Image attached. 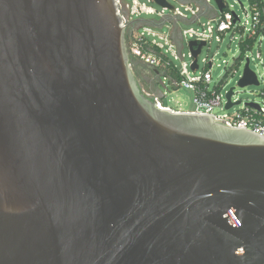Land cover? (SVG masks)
<instances>
[{
    "label": "water",
    "instance_id": "95a60500",
    "mask_svg": "<svg viewBox=\"0 0 264 264\" xmlns=\"http://www.w3.org/2000/svg\"><path fill=\"white\" fill-rule=\"evenodd\" d=\"M138 21L164 23L124 22L119 0H0V264H264V136L159 108L128 50ZM239 84H258L249 60Z\"/></svg>",
    "mask_w": 264,
    "mask_h": 264
},
{
    "label": "built area",
    "instance_id": "2783aa9c",
    "mask_svg": "<svg viewBox=\"0 0 264 264\" xmlns=\"http://www.w3.org/2000/svg\"><path fill=\"white\" fill-rule=\"evenodd\" d=\"M168 1V0H167ZM180 5L172 4L173 7L162 6L155 0H119L120 13L124 22L130 23L143 19L144 14H157L161 17L156 21L162 25L138 21L131 25L127 31V45L133 68L136 63L150 66L154 70L159 82L163 78L169 79L172 86L184 87L193 92L195 109L190 112L195 114H208L214 116L217 121L233 128H242L264 136V55L261 50L252 55V49L258 45H264V0H248L249 10L245 9V16H241L233 10V4L223 0L224 9L220 11L218 4L212 5L211 0H174ZM238 1V0H235ZM244 7V4L239 0ZM166 11L171 14L166 15ZM205 18V20H204ZM168 20L173 26L167 27ZM184 23L187 28H182ZM226 39L230 42L237 41L240 54L230 67L231 73H238L242 67L241 78L244 77L246 64L249 60L250 69L256 74L260 100L243 103L241 99L231 96L232 105L229 103L228 92L225 90V76L214 81L213 69L216 66L214 57H206L200 60L205 47H209L213 41L222 44ZM195 41L194 49L191 42ZM205 43L201 51L195 56L194 51L201 43ZM187 45L188 52H184ZM258 59L263 66L262 74L254 71L252 63ZM195 62L197 68L194 67ZM227 64V60H224ZM203 63V68H201ZM221 66V64H217ZM240 78V79H241ZM161 109L183 112L171 106L165 105L160 94L151 89H145ZM235 105H241L235 112L230 110ZM216 109L224 111L215 113Z\"/></svg>",
    "mask_w": 264,
    "mask_h": 264
},
{
    "label": "rangeland",
    "instance_id": "374dc122",
    "mask_svg": "<svg viewBox=\"0 0 264 264\" xmlns=\"http://www.w3.org/2000/svg\"><path fill=\"white\" fill-rule=\"evenodd\" d=\"M212 5L216 4L215 0H211ZM243 4L235 0H228L229 4H233V10L240 14L241 16H245V9L249 10V2L248 0H240ZM168 2H171L172 4L180 5L179 2L174 0H168ZM171 13L169 11H166V15H170ZM143 19H152L160 21L161 17L157 14H144ZM205 20V18H204ZM167 27H165V30H168L170 26H173V23L171 20H168ZM180 26L182 28H187V26L184 23H181ZM261 50L262 54L264 55V45L262 48H260L258 45H256L252 49V55L255 56L257 54L258 50ZM184 52H188V47L185 45ZM240 54L239 46L237 41L230 42L229 39H226L224 43L219 44L216 41H213L209 47H205L203 49V52L201 54L200 60L204 57L211 59L214 57L216 66L213 69V76L214 81H218L222 77L226 75L228 72V75L225 76V90L229 91L231 88H234L235 98L241 99L243 103L248 101H258L260 100V96L258 94V91L261 87L256 85H246V86H240L239 81L242 75V67H240L239 72L234 74L231 73L230 67L234 63V61L237 59V57ZM224 60H227V64L223 62ZM217 64H221V66H217ZM201 68H203V63H201ZM252 68L254 71L258 72L259 74H262L263 72V66L260 64L259 60L256 59L255 62L252 63ZM162 82H159V93L165 94L162 97V100L165 105L171 106L174 109L182 110V111H191L195 109V104L193 102V92L189 89H186L184 87H174L171 84V81L169 79L163 78ZM241 105H235L230 112H235L238 109H240ZM224 111H221L220 109H216L215 113H222Z\"/></svg>",
    "mask_w": 264,
    "mask_h": 264
},
{
    "label": "flooded vegetation",
    "instance_id": "af4514ba",
    "mask_svg": "<svg viewBox=\"0 0 264 264\" xmlns=\"http://www.w3.org/2000/svg\"><path fill=\"white\" fill-rule=\"evenodd\" d=\"M155 70L145 64H136L134 67V74L137 79L138 85L142 91L145 89H157L159 86L158 77Z\"/></svg>",
    "mask_w": 264,
    "mask_h": 264
},
{
    "label": "crops",
    "instance_id": "0c3cea01",
    "mask_svg": "<svg viewBox=\"0 0 264 264\" xmlns=\"http://www.w3.org/2000/svg\"><path fill=\"white\" fill-rule=\"evenodd\" d=\"M183 1H188V0H183ZM136 64H141V63H136ZM153 91H155V92H158L159 93V89L157 88V89H154Z\"/></svg>",
    "mask_w": 264,
    "mask_h": 264
}]
</instances>
